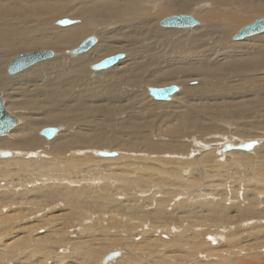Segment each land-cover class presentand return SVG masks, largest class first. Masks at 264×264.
I'll return each mask as SVG.
<instances>
[{"label": "bare ground", "instance_id": "obj_1", "mask_svg": "<svg viewBox=\"0 0 264 264\" xmlns=\"http://www.w3.org/2000/svg\"><path fill=\"white\" fill-rule=\"evenodd\" d=\"M66 3L0 0V90L8 92L5 109L19 121L0 135V264H48L50 258L55 260L51 264H110L121 256L120 247L138 257L133 261L122 255L114 264H162L172 257L173 248L163 239L169 233L180 244L209 249L216 259L210 264L264 259V216L241 218L240 210L231 207L234 199L251 206L248 194L255 207L264 206V125H259L264 119L246 123L256 130L251 133L231 123L253 115L264 118V32L233 39L244 23L264 14V0ZM172 14H189L203 24L185 30L157 26ZM65 16L81 22L58 27L60 20H68ZM189 29L197 31L192 38ZM89 38L95 43L88 50L69 56V49ZM39 50L54 55L9 74L13 60ZM114 53L108 67L93 68ZM35 68L44 70L33 80L24 79ZM164 81L181 91L177 86L170 99H155L150 90L168 88ZM194 82L198 85L190 86ZM160 84L164 87H147ZM133 101L132 108L128 102ZM154 101L172 105L159 107ZM152 112L163 124L138 133L142 148L129 142L128 133L115 131L122 118ZM104 121L115 125L111 138L101 137ZM48 128L56 130L51 140L43 135ZM246 144L253 150L236 148ZM226 146L233 148L225 151ZM88 167L95 168L83 172ZM119 184L113 198L111 188ZM198 188L203 190L184 193ZM109 196L111 201L101 204ZM202 206L207 214L221 210V227L212 231L206 219L194 216L204 213L196 212ZM170 207L165 217L164 208ZM248 225L257 235H246ZM135 232L139 241L127 235ZM243 234L263 245L233 251ZM201 237L207 243L197 242ZM106 248L112 250L103 254ZM258 248L260 258L250 254ZM112 252L119 256L109 259Z\"/></svg>", "mask_w": 264, "mask_h": 264}, {"label": "rangeland", "instance_id": "obj_2", "mask_svg": "<svg viewBox=\"0 0 264 264\" xmlns=\"http://www.w3.org/2000/svg\"><path fill=\"white\" fill-rule=\"evenodd\" d=\"M72 1V0H71ZM82 0H77V4H79L80 2H81ZM60 2L61 3H63V4H66L67 5V3H66V0H60ZM70 2V1H69ZM174 15H184V14H172V15H166L167 17H170V16H174ZM188 16H189V14H188ZM264 17V14L262 15V13H261V15H257V16H255L254 18H252L251 20H249L248 22H246V23H244L240 28H239V30L242 28V27H244L245 25H248V24H250V23H252L254 20H256V19H259V17ZM66 18H63V19H68V20H73L74 21V23H78L79 24V22H81L80 20H75L72 16H65ZM167 17H165V18H167ZM260 17V18H261ZM165 18H163V19H165ZM162 19V20H163ZM161 20V21H162ZM160 21V22H161ZM58 22V21H57ZM160 22L158 23V25L157 26H159L160 25ZM199 23H200V25L199 26H201L202 24H203V22H201V21H198ZM154 23V20H152L151 21V26H152V24ZM57 26V25H56ZM58 27H60V26H58ZM67 27H69V26H67ZM160 27V26H159ZM154 28V27H153ZM196 28V27H195ZM194 29V28H193ZM183 30H185V29H183ZM239 30H236V32L234 33V35L235 34H237V32L239 31ZM191 31V29H189V34H190V36H189V38H192L191 36H193L195 33L197 34V31L196 32H190ZM180 33H183V32H180ZM192 33V34H191ZM195 34V35H196ZM233 35V34H232ZM231 35V37L229 38V40L231 41L232 40V38H233V36ZM233 41V40H232ZM231 41V42H232ZM243 41V40H242ZM241 41V42H242ZM240 42V41H239ZM96 43H97V41H96ZM246 44H248V42L246 43ZM75 50V49H74ZM38 51V50H37ZM40 51V50H39ZM49 51V50H48ZM69 51H73L72 49H69ZM32 52H36V51H32ZM223 52H226L225 50H223L221 53H223ZM30 53V52H29ZM65 54H66V52H65ZM67 54H69V53H67ZM119 54V53H118ZM70 55H73V54H69V56ZM115 55H117L116 53H114V54H111V55H109V57H111V56H115ZM124 56H125V54H124ZM107 58H109L108 56H106ZM125 58H126V56H125ZM49 61V60H48ZM122 61V60H121ZM47 62V61H46ZM101 62V61H100ZM113 68V67H112ZM6 69H7V66H6ZM4 70V75L5 74H7L6 73V71L7 70ZM43 68H35V69H33L32 70V72H31V74H30V77L29 76H27V77H25L24 79H31V80H33V79H35L36 77H38V76H40L41 74H42V72H43ZM261 72H264V70H260ZM3 72V70H1V73ZM260 75L261 76H263L264 75V73H260ZM6 77H8L9 76V74L8 75H5ZM167 81H164V83H166ZM264 82V81H263ZM262 81H261V83H263ZM170 83V82H169ZM172 84H174L175 86H178L179 88H180V91H181V86H179L178 84L176 85L175 83H171V85ZM168 85H169V87H170V84H168V82H167V84H165V87L167 86L168 87ZM198 85V82H194V83H191L190 84V86H197ZM263 86H264V83L262 84ZM261 85V86H262ZM173 86V85H172ZM143 87H144V89L146 90V86H144L143 85ZM147 87H153V88H160V87H164V86H161V84L160 85H149V86H147ZM179 91V92H180ZM178 92V93H179ZM0 93L2 94V98H3V100H4V103L6 104V102H9V100H8V98H6V96L8 95V92H6L5 90H0ZM13 93L14 94H16V96H19V93L18 92H15V91H13ZM147 96H149V93L147 92ZM150 97V96H149ZM6 98V99H5ZM150 99L151 100H153L152 99V97H150ZM149 99V100H150ZM174 100V99H173ZM155 102V101H154ZM147 103H149V105H151V101L150 102H147ZM155 103H157V102H155ZM256 103H258V102H256ZM260 103V102H259ZM262 103V102H261ZM128 104H129V106H131L132 108L137 104V102H128ZM157 104H160V106L159 107H167L168 105H172V103H170V104H167L166 102H158ZM243 111V110H242ZM244 111H245V109H244ZM243 111V112H244ZM156 112H152V113H148L149 114V116H148V114L147 115H144V113H142L143 115L142 116H137V115H130L128 118H122L121 120H120V122H122L121 124H119V126H118V128H119V130H115V129H113L114 127H115V125L114 124H108V123H105V121L104 122H102V124H100V127H99V129H100V131L102 132V135H101V133H100V135H101V137L104 139V137H105V139L109 136L110 138H111V136L113 135V130H115V131H117L118 132V134L119 133H128L129 134V142L130 143H132V142H134L136 145H140V147L139 148H142L143 146V144L141 143L142 141V139L140 138L141 137V134H138V133H142V134H147V133H149L150 131H151V129H153L154 127H157L156 125H159V126H162L161 124H163V122H162V119H161V117L160 116H154V114H155ZM11 115H13V114H11ZM14 116V115H13ZM251 117H253V119H251ZM251 117H249L250 118V120L247 118L246 120H247V122H246V120H245V118H241V119H238L239 120V123H238V120H236L235 122L234 121H232L231 123H232V126L234 127H232L233 129H235V130H237V129H240V130H238V131H240V132H249L251 129H252V127H248V126H246V123H249V122H252L251 120H253L254 121V119H256L257 117L259 118H257L256 120H262L263 121V117H262V119H261V117L260 116H255V115H253V116H251ZM155 118H158L159 120H157L156 119V121H155ZM161 119V120H160ZM154 120V121H153ZM240 120H241V122H240ZM245 120V121H244ZM249 120V121H248ZM255 120V121H256ZM153 121V122H152ZM260 121H257L258 123L260 122ZM112 122V121H111ZM237 123V124H236ZM242 123H244V124H242ZM236 124V125H235ZM241 124V126L238 128L237 127V125H240ZM149 125V127H147ZM153 125V127H150V126H152ZM259 125H264V121L263 122H260L259 123ZM246 126V127H245ZM53 127V126H52ZM51 127V128H52ZM53 128H57L58 130H64L63 128H61V127H53ZM246 128V129H245ZM251 128V129H250ZM108 131H107V130ZM243 130V131H242ZM246 130V131H245ZM112 131V132H111ZM254 131H256L255 129H252L251 131H250V133L251 132H254ZM58 134V133H57ZM255 134H258V135H262V133H259V132H256ZM45 138V137H44ZM141 139V140H138V139ZM47 140V139H46ZM162 140V139H161ZM164 140H166V139H164ZM255 140V139H254ZM49 141V140H48ZM186 143V142H185ZM234 146H238L239 144H241V143H232ZM104 152H112L113 153V151L111 150V149H106V150H103ZM114 152H116V151H114ZM196 153V151H193L192 153ZM117 154H118V156H119V152H117ZM193 156L195 155V154H192ZM192 155H191V158H192ZM196 157V156H195ZM197 158V157H196ZM195 158V159H196ZM91 168H95V167H91ZM91 168H85V169H83V172L85 171H89V170H91ZM242 169V168H241ZM102 170V169H101ZM241 172H243V171H240L239 173L241 174ZM93 175H95V174H93ZM200 179H202V175L200 176ZM120 185V184H119ZM117 187V186H116ZM119 188H116V189H114L115 188V186H112V188L111 189H113V190H115V193L112 195L113 196V198L115 197V195L117 194V195H119V190H120V188H121V185L120 186H118ZM198 189H200V188H198ZM198 189H196V190H193V191H190V192H184L185 194H187V195H193V194H195V193H198V192H200V191H202L203 189H200V190H198ZM117 191V192H116ZM119 192V193H118ZM252 192H250V194H251ZM91 196H93V194H91L90 195V197ZM112 196H109L108 198L109 199H107V197L104 199H100V202H101V204L102 203H108V202H110L111 201V198L110 197H112ZM248 202L251 204V206H245V207H243L244 205H242L241 203H240V200H241V202H242V200L243 199H234V203L231 205V207H232V209H239L240 211H239V217H241V218H243V216L244 217H247V215L248 216H255L256 214V217H258V218H261V217H263L264 216V206L263 207H255L254 206V202H252L253 200H251V201H249L250 200V196H249V194H248ZM107 199V200H106ZM123 199H125V198H123ZM89 200H91V199H89ZM108 201V202H107ZM232 203V202H231ZM112 204H114V203H111V205ZM125 204H128V203H125ZM235 204V205H234ZM241 204V205H240ZM107 206V205H106ZM101 207V206H100ZM100 207H98V209L100 210ZM243 207V208H242ZM201 208V209H200ZM204 208H207L206 206H202V207H199L197 210H196V212L197 213H200V212H204L203 214H200V215H194L195 217H198V219H199V217H202V218H204V219H206L207 221H208V223H209V225H210V227H211V230L213 231V230H215V228L216 227H221L220 226V224H221V220H223V216H221V214H220V211H216L220 216L218 217V216H216L217 215V213L213 210V213H212V211H209V214H207L208 213V209L206 210V209H204ZM106 209H107V207H106ZM105 209V207H103L102 209H101V211L102 210H106ZM171 209V210H170ZM203 209H204V211H203ZM166 210V211H165ZM173 210V207H170V208H164V215H165V217L167 216V214L166 213H168L169 212V214L171 213L170 211H172ZM168 211V212H167ZM205 211H207L206 213H205ZM242 211H244V213H245V215L243 214V212ZM240 212H242V213H240ZM247 212H249V213H247ZM148 213H150V212H148ZM214 213H216V215H214ZM100 214H101V212H100ZM214 216H213V215ZM152 215V214H151ZM206 215V216H205ZM208 215H212L213 217H214V219H213V217H212V219L214 220H212L211 219V217L210 216H208ZM217 217V219H216V217ZM164 217V216H163ZM167 217H169V216H167ZM208 217H210V219L208 218ZM221 217V218H220ZM218 218H220V220H218ZM212 220V221H211ZM215 224V225H214ZM211 225H213V226H211ZM252 225H248L247 226V231H246V235L247 236H250V235H257V233H256V229H254V228H252L251 227ZM239 231L240 232H242L241 231V229H239ZM125 234H126V232H124ZM167 233V232H166ZM97 234H99L98 232H97ZM133 234V235H132ZM213 234V233H212ZM214 234H216V233H214ZM221 234H223V233H221ZM225 234V233H224ZM127 235H129V236H132V238H133V240L135 239V241H139V239H138V237H140L139 235H140V233H138V232H135V233H127ZM167 236H169L167 239H166V237L167 236H163V239H165L168 243H169V250H170V248L172 249L173 248V251H172V257H170V256H167V258L165 257L162 261H160V262H158V263H162V264H210L213 260H216V259H214V257L215 256H213V255H209L210 253H211V251L209 250V249H207V248H205V247H200L199 249H196V248H194V245H183V244H180L181 242H180V240H179V238H178V236H174L173 234H166ZM245 234H243V235H241V237H240V239H239V241L240 242H238L235 246H232V248H233V251L234 250H238V248L239 247H242V246H245V247H243V248H253L254 246H256L257 244H259V246H262L263 244H262V242H260V241H258V240H255L256 239V237H251V241L249 240V238H247V236H246ZM78 236V238H79V236L80 235H77ZM138 236V237H137ZM245 236V237H244ZM204 237V236H203ZM203 237H201V238H199V240L197 241V242H199V243H207L205 240H202L203 239ZM234 237V236H233ZM232 237V239H233V241H235V242H237L234 238ZM241 238H245L244 240L243 239H241ZM255 238V239H254ZM254 239V241H252ZM248 240V241H247ZM255 241H257V242H255ZM243 242V243H242ZM255 242V243H254ZM198 243V244H199ZM181 245V246H180ZM240 245V246H239ZM180 246V247H179ZM213 246H216V245H213ZM264 248V247H263ZM61 251H63L64 253L66 252V253H68V252H70V250H69V248H67V247H64V246H61ZM64 249V250H63ZM123 249V250H122ZM104 250H106L105 252H103V254H107L109 251H111L112 249H109L108 251H107V248L106 249H104ZM103 249H101V251H104ZM167 250V249H166ZM183 250V251H182ZM228 250V249H227ZM261 250H262V248H258L255 252H250V254L251 255H256V256H259L260 255V252H261ZM72 251V250H71ZM100 251V252H101ZM117 251L120 253L121 252V256L118 258V259H120L121 257H122V255H124V256H129L130 258H133V261L136 259V257H138V256H134L133 254H131V253H129L130 251L128 250V249H125L124 247H120V248H117ZM124 252V253H123ZM113 253V252H112ZM139 253V255H143V259L144 260H147V261H149L150 260V257H149V255L147 254V253H142V252H138ZM126 254V255H125ZM205 255H209L207 258H205ZM263 257H264V252L261 254ZM103 256V255H102ZM105 256V255H104ZM109 256V255H108ZM246 255L245 254H241L239 257H245ZM54 258V257H53ZM259 258H260V256H259ZM118 259H116L115 261H113V262H111L110 264H114ZM168 259V260H167ZM247 260H248V263H250V264H254L256 261H258V263L256 262V264H260V263H262V264H264V259L263 258H260V260H257V259H254V258H246ZM50 261L48 262V264H51V263H53L52 262V260L53 259H49ZM122 260V259H121ZM120 260V261H121ZM252 262H251V261ZM53 261H55V260H53ZM186 261H188V262H186ZM250 261V262H249ZM100 263V261L98 262V264ZM9 264H13V263H9ZM118 264H129V263H125V262H118ZM140 264H143V262L142 263H140ZM148 264H155V261L153 262H148ZM232 264V263H231ZM233 264H242V261L241 262H239V263H233ZM243 264H244V262H243Z\"/></svg>", "mask_w": 264, "mask_h": 264}, {"label": "water", "instance_id": "obj_3", "mask_svg": "<svg viewBox=\"0 0 264 264\" xmlns=\"http://www.w3.org/2000/svg\"><path fill=\"white\" fill-rule=\"evenodd\" d=\"M69 24H72L70 20H60L58 22L59 26H67ZM161 27L164 28H179V29H187L192 28L196 25H198V21L195 20L192 16L188 15H175L170 16L165 19H163L160 22ZM264 32V18H260L255 20L249 25L244 26L237 34L234 36V40H243L249 36H253L255 34H260ZM95 43V38H89L85 42H83L77 49L71 51L70 54H77L84 52L88 50L93 44ZM52 51H39L37 53H27L22 56H19L16 60H13L9 66H8V72L9 74H16L18 72L23 71L24 69L29 68L30 66L38 63L39 61L50 59L53 57ZM119 56H123V54H119ZM117 56V57H119ZM110 58L114 60L116 57H109V59H104L101 62L95 64L93 68L95 70H98L99 68H106L110 65L109 61ZM177 90V86H171L168 88H161V89H151L150 94L158 100L161 99H170V96L174 94ZM4 100L2 98V94L0 93V135L6 134L10 129H12L14 126H16L19 121L16 117L12 116L4 106ZM56 134L55 129L48 128L43 131V135L48 138L49 140L53 139V137ZM233 146H226L225 151L232 150ZM244 149L246 151L253 150V144H246V146H239L236 147ZM101 156H108L107 153L100 152ZM112 155H115L112 154ZM118 253H112L109 256V259L118 257ZM108 261V256L106 257L105 262Z\"/></svg>", "mask_w": 264, "mask_h": 264}]
</instances>
